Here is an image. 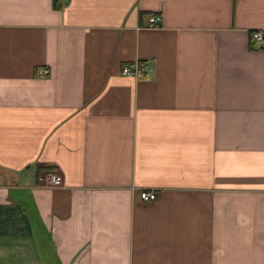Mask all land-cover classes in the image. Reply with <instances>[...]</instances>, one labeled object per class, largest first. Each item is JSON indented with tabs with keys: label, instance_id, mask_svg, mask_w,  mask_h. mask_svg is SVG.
<instances>
[{
	"label": "crops",
	"instance_id": "0c3cea01",
	"mask_svg": "<svg viewBox=\"0 0 264 264\" xmlns=\"http://www.w3.org/2000/svg\"><path fill=\"white\" fill-rule=\"evenodd\" d=\"M254 30L264 0H0V264H264Z\"/></svg>",
	"mask_w": 264,
	"mask_h": 264
},
{
	"label": "built area",
	"instance_id": "2783aa9c",
	"mask_svg": "<svg viewBox=\"0 0 264 264\" xmlns=\"http://www.w3.org/2000/svg\"><path fill=\"white\" fill-rule=\"evenodd\" d=\"M160 21L159 14H153L148 17L147 25L150 27H154ZM253 40L257 45L264 43V34L260 30H254L251 33ZM150 70V66L145 61H138L134 64H123L121 67V73L125 75H133L138 76L141 73L148 72ZM37 72L40 74H45L48 72L46 67H41L37 69ZM46 178H49L54 183H59L60 175L57 173L46 171ZM139 196L143 199H152L155 196V192L153 190L141 189L139 191Z\"/></svg>",
	"mask_w": 264,
	"mask_h": 264
},
{
	"label": "rangeland",
	"instance_id": "374dc122",
	"mask_svg": "<svg viewBox=\"0 0 264 264\" xmlns=\"http://www.w3.org/2000/svg\"><path fill=\"white\" fill-rule=\"evenodd\" d=\"M43 175H45V173Z\"/></svg>",
	"mask_w": 264,
	"mask_h": 264
},
{
	"label": "trees",
	"instance_id": "16d2710c",
	"mask_svg": "<svg viewBox=\"0 0 264 264\" xmlns=\"http://www.w3.org/2000/svg\"><path fill=\"white\" fill-rule=\"evenodd\" d=\"M55 2V1H54Z\"/></svg>",
	"mask_w": 264,
	"mask_h": 264
}]
</instances>
